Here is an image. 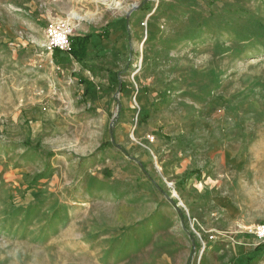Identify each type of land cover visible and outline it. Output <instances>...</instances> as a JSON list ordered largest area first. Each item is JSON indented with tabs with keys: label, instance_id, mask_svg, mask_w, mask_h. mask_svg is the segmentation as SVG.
Instances as JSON below:
<instances>
[{
	"label": "rangeland",
	"instance_id": "374dc122",
	"mask_svg": "<svg viewBox=\"0 0 264 264\" xmlns=\"http://www.w3.org/2000/svg\"><path fill=\"white\" fill-rule=\"evenodd\" d=\"M260 223L264 0H0V264H252Z\"/></svg>",
	"mask_w": 264,
	"mask_h": 264
},
{
	"label": "crops",
	"instance_id": "0c3cea01",
	"mask_svg": "<svg viewBox=\"0 0 264 264\" xmlns=\"http://www.w3.org/2000/svg\"><path fill=\"white\" fill-rule=\"evenodd\" d=\"M98 35V33H97ZM100 36V35H98ZM82 39H75L74 40V46H75V54L77 57H79V54H85L86 53H95V54H99V50L93 49L92 47H87L85 46L84 52L80 53L79 47L82 46ZM82 52V51H81ZM64 61H66L69 64V61H71V66L70 69H68L69 75L68 77L66 76V85H64V87L68 88V92L71 90L75 91L77 90V92L79 91L78 88V84H80L79 82L81 81L82 78L88 79V77L86 75H84L82 72H80V75H78L77 73H73V70L77 68V61L71 56H67ZM79 71V69H78ZM83 74V75H82ZM85 89H81L79 92H84ZM87 92V91H86ZM88 93V92H87ZM77 100V99H76ZM196 146V148L200 147L203 143H200L197 141L194 143ZM206 148H201L202 150L200 151V153L198 154L199 159L196 161L198 166H202V167H207L208 169L212 166H214L213 169H215V167L220 166V164L224 163L225 159H226V151L224 150H220L219 148H217V145L214 144V142L212 143H207L205 144ZM242 157L244 156H240L239 158L242 159ZM179 158L178 155H174V159ZM241 162V161H240ZM239 162V163H240ZM247 167V166H246ZM196 168H199L196 166ZM248 169H251L250 166L247 167ZM212 169V168H210ZM219 175V174H218ZM225 185H223L222 183H218L217 185H214L213 187L209 188V193H208V199H206L205 204L208 205V203L211 205L212 203L217 204V208L215 210V216H217L221 222H224L225 220H235V221H246L249 220L247 217L243 216L242 214H240L239 216L237 215H233L231 212H229L230 210H226L225 207L227 208V206L229 205V198L227 197V195L223 192L225 190ZM207 197V196H206ZM223 204V205H222ZM238 204L234 203V208L236 210ZM241 210V209H240ZM233 215V216H232ZM247 247L245 246H238L237 247V253H236V257L238 259V262L240 261H247V254L249 252H251L253 249H245ZM234 256V257H235ZM252 264H264V255L261 257H258Z\"/></svg>",
	"mask_w": 264,
	"mask_h": 264
},
{
	"label": "built area",
	"instance_id": "2783aa9c",
	"mask_svg": "<svg viewBox=\"0 0 264 264\" xmlns=\"http://www.w3.org/2000/svg\"><path fill=\"white\" fill-rule=\"evenodd\" d=\"M46 36L50 49H55L59 52H67L71 49L68 31L50 25L46 30ZM246 231L250 235L255 236L259 242L264 243V223L252 225Z\"/></svg>",
	"mask_w": 264,
	"mask_h": 264
},
{
	"label": "trees",
	"instance_id": "16d2710c",
	"mask_svg": "<svg viewBox=\"0 0 264 264\" xmlns=\"http://www.w3.org/2000/svg\"><path fill=\"white\" fill-rule=\"evenodd\" d=\"M91 36H92V35L88 34V35H86V36L83 37V39H82V40H83V42H82V46L79 47V50L82 51V52H80V53H83V52H84V49H85V42H88ZM81 38H82V37H81ZM72 52H74V54H75V46H74V45H73V48H72ZM100 148H101V147H100Z\"/></svg>",
	"mask_w": 264,
	"mask_h": 264
},
{
	"label": "bare ground",
	"instance_id": "6f19581e",
	"mask_svg": "<svg viewBox=\"0 0 264 264\" xmlns=\"http://www.w3.org/2000/svg\"><path fill=\"white\" fill-rule=\"evenodd\" d=\"M215 60H216V59H215ZM215 60H214V61H215ZM216 62H217V61H216ZM219 63H220V62H219ZM214 65H215V64H214ZM175 195L178 196V197L180 196L179 193H178L177 191H175Z\"/></svg>",
	"mask_w": 264,
	"mask_h": 264
}]
</instances>
